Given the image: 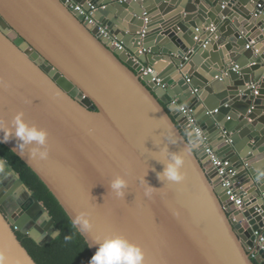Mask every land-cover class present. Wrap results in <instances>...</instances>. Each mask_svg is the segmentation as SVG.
Wrapping results in <instances>:
<instances>
[{
	"label": "water",
	"instance_id": "1",
	"mask_svg": "<svg viewBox=\"0 0 264 264\" xmlns=\"http://www.w3.org/2000/svg\"><path fill=\"white\" fill-rule=\"evenodd\" d=\"M68 1L111 40L65 0H0V118L11 127L22 111L48 133L49 157L33 158L36 145L21 151L14 137L1 144L71 221L89 213L93 228L76 229L91 254L120 235L142 248L144 264H264V251L254 261L248 253L264 237V0ZM144 67L153 74L141 76ZM181 107L229 164L243 209L228 202ZM166 145L183 157L181 182L157 176ZM0 160L3 264H37L18 233L45 245L59 231ZM117 176L128 185L121 198L110 190Z\"/></svg>",
	"mask_w": 264,
	"mask_h": 264
},
{
	"label": "clouds",
	"instance_id": "2",
	"mask_svg": "<svg viewBox=\"0 0 264 264\" xmlns=\"http://www.w3.org/2000/svg\"><path fill=\"white\" fill-rule=\"evenodd\" d=\"M11 127L6 125L3 118H0V132L3 133V139L0 143H7L14 137L19 141L17 145L21 151L25 148H29L30 145H36L30 148V154L33 158H39L46 160L49 157L48 148V133L36 125H29L24 119V113L18 112L11 121ZM14 129V131H13ZM91 131V130H90ZM165 139L174 144L170 135H167ZM165 151H168L167 145ZM170 160L166 163L163 172L157 173L158 178L163 181L162 178H166L169 181L181 182L184 176L181 173V167L184 164L183 157L175 152H169ZM5 162L0 160V171H3ZM127 181L117 176L110 183V190L116 197H124L125 189L127 188ZM154 188L147 186L145 190V196L151 197L153 195ZM72 225L81 232H89L92 228V222L89 218V213L86 211H80L73 219ZM65 242L71 241L72 237L65 236ZM91 247L95 248L89 264H144V251L136 244L131 243L125 237L116 235L111 238H105L102 242H98ZM0 264H3V253H0Z\"/></svg>",
	"mask_w": 264,
	"mask_h": 264
},
{
	"label": "trees",
	"instance_id": "3",
	"mask_svg": "<svg viewBox=\"0 0 264 264\" xmlns=\"http://www.w3.org/2000/svg\"><path fill=\"white\" fill-rule=\"evenodd\" d=\"M0 155L19 175L34 197L43 204L54 221L55 230L59 231L57 238L45 245L37 244L30 238L19 235V240L37 264H89L92 256L84 238L73 227L71 220L49 192L40 179L11 150L0 143ZM71 236L65 242V236Z\"/></svg>",
	"mask_w": 264,
	"mask_h": 264
},
{
	"label": "built area",
	"instance_id": "4",
	"mask_svg": "<svg viewBox=\"0 0 264 264\" xmlns=\"http://www.w3.org/2000/svg\"><path fill=\"white\" fill-rule=\"evenodd\" d=\"M67 2V7L71 10H73L75 13H78L79 15L83 16V22L86 23L88 26L96 27L99 26L98 29V35L111 40L110 33L107 28L102 27L101 25H98L93 19H92V12L87 13L85 12L81 6L76 5L72 2H69L68 0H65ZM215 29H211V32ZM114 44L119 50H122V46L118 44L116 41H114ZM251 46H247V49H249ZM153 71L149 67H144L141 70V76H147L152 75ZM157 81L156 79H153V82ZM160 82L159 80L157 81ZM175 101L172 102L174 104ZM181 112L185 114L188 127L193 128V131L197 137L198 144L200 148L203 149L205 156L207 157V164L212 168H215L218 173V177L222 182V187L224 188L225 195L228 197V202L232 203L237 209H243V196L236 190L235 184L231 182L228 178L229 176L234 175L233 171L231 169H228V163L221 161L213 151L212 147L207 142L206 138L204 137L203 131L197 126L195 118L191 115V112L187 110L184 107H181ZM260 251H264V237L262 235H258L257 240L255 241L254 247L248 248V253L250 254L251 259L254 261L257 256L259 255Z\"/></svg>",
	"mask_w": 264,
	"mask_h": 264
},
{
	"label": "flooded vegetation",
	"instance_id": "5",
	"mask_svg": "<svg viewBox=\"0 0 264 264\" xmlns=\"http://www.w3.org/2000/svg\"><path fill=\"white\" fill-rule=\"evenodd\" d=\"M6 200H7V199H6ZM20 214H21L20 217H23V216L25 215L24 212H22V211L20 212ZM33 229H34V227H33ZM18 234H19V235H23V234L20 233V232H19ZM23 236H24V235H23ZM26 237H28V236H26ZM28 238H29V237H28ZM46 239H47V237H44V238L41 240V242H45Z\"/></svg>",
	"mask_w": 264,
	"mask_h": 264
},
{
	"label": "bare ground",
	"instance_id": "6",
	"mask_svg": "<svg viewBox=\"0 0 264 264\" xmlns=\"http://www.w3.org/2000/svg\"><path fill=\"white\" fill-rule=\"evenodd\" d=\"M14 217L19 218L20 217V213H14Z\"/></svg>",
	"mask_w": 264,
	"mask_h": 264
},
{
	"label": "crops",
	"instance_id": "7",
	"mask_svg": "<svg viewBox=\"0 0 264 264\" xmlns=\"http://www.w3.org/2000/svg\"><path fill=\"white\" fill-rule=\"evenodd\" d=\"M161 18H165V17H161ZM248 45H249V46H253V43H249Z\"/></svg>",
	"mask_w": 264,
	"mask_h": 264
}]
</instances>
